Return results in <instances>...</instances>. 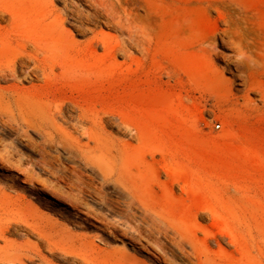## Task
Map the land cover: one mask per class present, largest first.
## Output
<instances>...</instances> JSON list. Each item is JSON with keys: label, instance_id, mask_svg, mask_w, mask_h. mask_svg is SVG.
<instances>
[{"label": "rangeland", "instance_id": "rangeland-1", "mask_svg": "<svg viewBox=\"0 0 264 264\" xmlns=\"http://www.w3.org/2000/svg\"><path fill=\"white\" fill-rule=\"evenodd\" d=\"M65 1L67 77L14 82L62 103L64 125L95 112L139 195L0 119V234L52 264H157L160 248L190 264L171 237L196 222L208 264H264V0Z\"/></svg>", "mask_w": 264, "mask_h": 264}, {"label": "bare ground", "instance_id": "bare-ground-1", "mask_svg": "<svg viewBox=\"0 0 264 264\" xmlns=\"http://www.w3.org/2000/svg\"><path fill=\"white\" fill-rule=\"evenodd\" d=\"M51 2L0 0V119L6 124L34 129L41 133L45 141L78 152L103 175H113L130 195L138 196V185L132 179L128 165V143L112 140L102 130L95 112L75 106L78 111L76 120L64 125L67 123L66 118L61 119V122L56 117L62 118V103L57 100H36L28 95V87L16 83L20 79L31 80L32 77L44 83L67 77L65 65L62 66L56 59L63 47L59 30L64 24L72 26L73 22L68 23V20L77 21L80 14L65 0L60 9L50 6ZM117 46L123 49L120 44ZM154 153L155 150L150 153L152 159ZM154 177L152 170L150 178ZM198 231H204L199 223L194 222L193 228L188 224H180L173 231L171 243L190 264L211 263L214 261L213 253L205 239L197 235ZM145 252L157 264H179L173 259L172 253L163 248ZM33 258L39 260L37 264H52L37 247L29 249L25 244L8 240L0 234V264H26Z\"/></svg>", "mask_w": 264, "mask_h": 264}, {"label": "built area", "instance_id": "built-area-1", "mask_svg": "<svg viewBox=\"0 0 264 264\" xmlns=\"http://www.w3.org/2000/svg\"><path fill=\"white\" fill-rule=\"evenodd\" d=\"M216 127H218L219 125L218 124H215Z\"/></svg>", "mask_w": 264, "mask_h": 264}]
</instances>
